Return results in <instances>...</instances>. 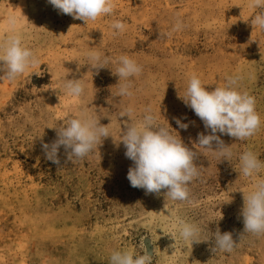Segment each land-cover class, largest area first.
<instances>
[{
  "label": "rangeland",
  "instance_id": "obj_1",
  "mask_svg": "<svg viewBox=\"0 0 264 264\" xmlns=\"http://www.w3.org/2000/svg\"><path fill=\"white\" fill-rule=\"evenodd\" d=\"M113 3L112 15L85 24L47 0H0V43L7 18L15 16L24 46L40 60L14 80L0 79V264H109L114 250L143 254L144 244L153 252L152 264H264V234H243L240 215L244 195L264 179V169L244 177L240 163L246 151L264 162V31L251 24L264 9L251 8V0ZM177 19L183 28L164 35ZM114 20L126 31L113 35ZM91 50L112 61L128 55L142 66L129 78L131 97L116 95L117 63L90 68ZM193 74L210 91L239 77L237 90L255 97L261 125L244 140L221 135L232 152L228 160L196 143L199 133H209L179 98ZM67 79L82 80L85 94L68 96ZM129 106L133 116L121 117ZM149 107L158 124L197 152L201 175L189 184L191 203L172 201L166 190L146 194L127 179L133 162L120 140ZM85 109L112 137L83 159L68 160L61 148L59 165L47 160L42 144ZM174 118L188 128H178ZM180 220L200 227V243L179 237ZM217 229L233 233L238 244L231 253L212 251Z\"/></svg>",
  "mask_w": 264,
  "mask_h": 264
},
{
  "label": "clouds",
  "instance_id": "obj_2",
  "mask_svg": "<svg viewBox=\"0 0 264 264\" xmlns=\"http://www.w3.org/2000/svg\"><path fill=\"white\" fill-rule=\"evenodd\" d=\"M58 10V13L81 20L85 24L96 21L103 16L114 13L113 0H47ZM250 7L264 9V0H251ZM254 28L264 31V11H260L251 19ZM8 33L0 43V79L14 80L30 68L36 67L39 57L30 48L24 46L21 35L17 32V17L7 18ZM183 22L175 21L174 27L166 36L183 28ZM126 24L121 20H114L110 24L113 35L126 31ZM92 70L106 68L110 62L118 64L113 75L119 77V87L116 93L119 97H131L132 83L130 77L139 76L142 66L128 55H120L115 61L104 56L100 51L91 50L86 53ZM239 77H228L226 85L208 90L202 85L200 78L193 74L188 82L185 94L179 95L186 107L190 108L203 122L205 131L199 133L197 144L201 148L214 151L216 155L228 160L232 156L229 146L221 140V135H228L237 140H244L253 136L261 125V119L256 111L255 97L247 91L237 90ZM68 96L81 97L85 94V84L80 79H67L63 85ZM134 109L129 106L121 112V117H132ZM178 128L187 129L188 124L181 118H174ZM219 133L220 135H217ZM57 138L51 143H43L42 150L47 160L59 165V151L61 148L67 159H83L87 157L103 138L110 135L109 128L100 123L93 113L87 109L79 112L57 128ZM112 137V136H111ZM122 141L125 157L133 162L129 167L127 179L133 188L143 189L146 194L159 195L166 190V195L172 201L191 203L189 184L198 179L201 172L194 163L197 152L189 148L181 137L173 134L166 126L157 123L152 109L146 108L140 123H129L123 132ZM241 174L253 178L264 169L262 162L252 151H246L240 156ZM240 215L243 218V234H264V179H256L252 190L244 195V206ZM222 219V218H221ZM201 229L194 223L179 221V237L185 241L200 243ZM175 238V233L171 234ZM242 238V235L238 238ZM207 241V240H205ZM232 232L215 231L214 247L212 251L220 250L231 253L237 246ZM143 254L132 249L114 250L109 264H152L153 252L142 245Z\"/></svg>",
  "mask_w": 264,
  "mask_h": 264
}]
</instances>
